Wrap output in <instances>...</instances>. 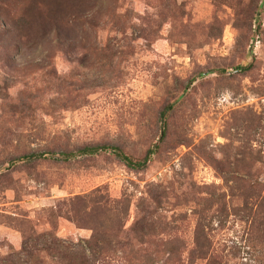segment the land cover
I'll use <instances>...</instances> for the list:
<instances>
[{"label":"rangeland","instance_id":"374dc122","mask_svg":"<svg viewBox=\"0 0 264 264\" xmlns=\"http://www.w3.org/2000/svg\"><path fill=\"white\" fill-rule=\"evenodd\" d=\"M96 145L150 152L20 158ZM261 197L264 0H0V264L42 233L85 247L102 219L149 225L137 264L170 241L186 264L196 226L242 244Z\"/></svg>","mask_w":264,"mask_h":264},{"label":"trees","instance_id":"16d2710c","mask_svg":"<svg viewBox=\"0 0 264 264\" xmlns=\"http://www.w3.org/2000/svg\"><path fill=\"white\" fill-rule=\"evenodd\" d=\"M251 68V65L246 67H239V70L247 71ZM207 73L200 72L198 74L199 77L205 76ZM172 108V105H168L161 112V117L165 115V113ZM110 150L113 152L122 162H124L128 167L132 168H142L146 165L148 161L149 152L144 155V157L140 159H134L133 157L124 154L122 150H120L116 146L112 145H96V146H84L75 151L70 152H61V153H31L20 156L21 159H40L46 158L48 154L52 157L57 158L55 155H60L63 160H68L69 157L75 156L78 154L83 155H92L99 151ZM256 185H259L255 181ZM76 199L79 201L84 208H86L87 199L86 196H77L76 198L69 199V202H72ZM98 203L99 201H94ZM264 197L260 198L259 207L256 209H252L251 214L254 216V224L249 226L248 234L245 238H243V243L239 244L233 241L227 248H224L225 253H220L212 244L210 238H208L206 234L205 226H196L193 246L191 250L188 252L187 263L186 264H195L197 262L203 261L204 264H228V261L231 260H240L242 257L240 255L244 253V255H248L249 258L253 257L257 262L255 264H264V234L260 236V242L258 238L254 235H259L264 232V214L263 205ZM248 210L250 207H241L240 210ZM128 214V202L124 204L123 215L126 216ZM121 220L119 219L117 225L111 226L110 223L106 222L105 219H102L97 224H90L89 220L86 222L88 225V229L92 231L91 236L88 240L85 241V247L78 246L76 249L66 246L63 242L58 240L55 235L52 233H42L40 238L33 239L29 237L30 245L27 244L26 241L22 245L21 253L23 257L17 255L15 260L11 258H6L4 264H103L106 258H110L116 254H120V256L126 259L125 264H137V252L141 250L142 247L146 245L145 236L150 234L151 228L145 222L138 229L128 228L124 229L123 225L120 224ZM207 225V224H206ZM121 227V230L119 227ZM208 230V229H207ZM136 236H133L134 234ZM123 234V243L119 241H115L114 239H119V237ZM133 234V235H132ZM135 240L137 243V247L133 248L134 243L128 238ZM151 246V243H149ZM127 245V247H126ZM164 253L167 254L166 264H171L176 260V256L181 255V247L180 244L170 241L165 242L163 244ZM138 246L140 247L138 249ZM260 247V249L258 248ZM258 248V249H257ZM73 250H76L75 252ZM88 251L87 253L85 251ZM256 250V251H255ZM223 252V251H222ZM255 252V254H254ZM159 254H162V250L158 251ZM260 253V254H259ZM259 254V255H258ZM261 254L263 256H261ZM149 258V259H148ZM146 259L145 264H155L153 259L148 257ZM173 258H175L173 260ZM123 259V260H124ZM183 264V263H182Z\"/></svg>","mask_w":264,"mask_h":264}]
</instances>
